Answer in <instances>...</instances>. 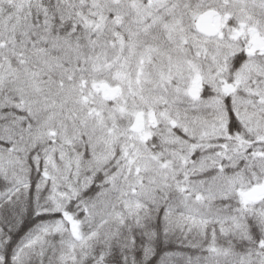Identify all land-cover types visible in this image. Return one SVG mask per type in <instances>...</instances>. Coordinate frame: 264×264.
<instances>
[{"label":"snow or ice","instance_id":"6c2138e0","mask_svg":"<svg viewBox=\"0 0 264 264\" xmlns=\"http://www.w3.org/2000/svg\"><path fill=\"white\" fill-rule=\"evenodd\" d=\"M0 264H264V0H0Z\"/></svg>","mask_w":264,"mask_h":264}]
</instances>
